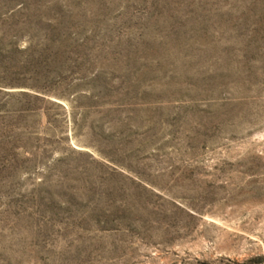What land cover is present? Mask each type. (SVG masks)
I'll use <instances>...</instances> for the list:
<instances>
[{
    "label": "rangeland",
    "instance_id": "374dc122",
    "mask_svg": "<svg viewBox=\"0 0 264 264\" xmlns=\"http://www.w3.org/2000/svg\"><path fill=\"white\" fill-rule=\"evenodd\" d=\"M0 264H264V0H0Z\"/></svg>",
    "mask_w": 264,
    "mask_h": 264
}]
</instances>
